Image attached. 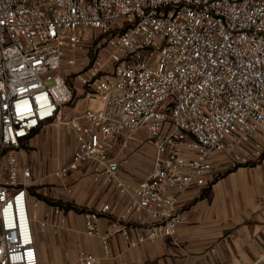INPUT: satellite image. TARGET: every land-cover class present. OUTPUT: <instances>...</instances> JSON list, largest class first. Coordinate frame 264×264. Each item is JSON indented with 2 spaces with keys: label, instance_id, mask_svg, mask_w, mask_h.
Returning <instances> with one entry per match:
<instances>
[{
  "label": "built area",
  "instance_id": "2783aa9c",
  "mask_svg": "<svg viewBox=\"0 0 264 264\" xmlns=\"http://www.w3.org/2000/svg\"><path fill=\"white\" fill-rule=\"evenodd\" d=\"M72 77L95 105L67 119ZM50 124L76 141L50 176L87 164L90 180L122 199L119 211L82 213L104 257L115 235L129 248L175 241L190 188L263 154L264 0H0V264H39L33 224L55 235L64 224L57 206L42 219L31 212L37 181L18 158ZM139 136L151 167L127 183L121 166ZM75 261L97 264L85 252Z\"/></svg>",
  "mask_w": 264,
  "mask_h": 264
},
{
  "label": "crops",
  "instance_id": "0c3cea01",
  "mask_svg": "<svg viewBox=\"0 0 264 264\" xmlns=\"http://www.w3.org/2000/svg\"><path fill=\"white\" fill-rule=\"evenodd\" d=\"M77 94L75 96L79 95V99L73 113L67 107L65 118L86 106L95 105ZM52 126L43 127L18 152V158L28 165L37 181L35 192L86 211L96 210L106 203L119 211L121 197L109 188L94 184L89 178L87 164L80 165L77 171L63 179L50 176L56 167L49 172L32 168L28 154L34 151L26 153L24 149L35 144L38 135ZM114 154L117 157V152ZM152 155V147L143 143L140 136L136 137L128 149L127 162L121 166L124 180L136 183L144 178L150 170ZM63 160L61 165L69 161ZM179 208L183 212V223L175 241L156 240L129 248L115 235L109 241V257H104L98 239L84 234L82 214L64 211V224L57 235L48 228L41 233L44 235L41 244L34 231L39 264H77L75 260L79 252L94 255L97 264H264V158L254 166L218 169L213 183L207 188H190L181 199ZM30 210L42 219L50 207L41 201L34 207L30 201ZM143 220L148 222L145 216ZM100 228L102 232L109 231L111 222L101 219Z\"/></svg>",
  "mask_w": 264,
  "mask_h": 264
},
{
  "label": "rangeland",
  "instance_id": "374dc122",
  "mask_svg": "<svg viewBox=\"0 0 264 264\" xmlns=\"http://www.w3.org/2000/svg\"><path fill=\"white\" fill-rule=\"evenodd\" d=\"M68 70H72L75 74H77L80 71V67L78 66L73 69L70 67ZM68 83L72 85L73 89L76 88V93H81L80 88L77 83H75L73 77L68 79ZM76 93H74V95H76ZM78 96H74L71 104L68 106V110L72 111L75 108L79 99ZM74 115L75 113L66 118L68 119ZM31 145L32 146H28L29 148H25L24 151L26 153H28L29 150L34 151L32 154H28V161L32 165V168H34V170H38V168H40L42 171L49 172L52 168L59 167L61 165L62 158H64L63 161L71 158V155L76 148V141L73 136L66 133V129L63 125H54L40 133L36 139V143ZM41 170L39 171L40 173H42ZM30 194L32 196V200H34L33 192L31 191ZM33 230L36 232L37 241L42 244L44 242V235L39 232L37 223L33 224Z\"/></svg>",
  "mask_w": 264,
  "mask_h": 264
},
{
  "label": "trees",
  "instance_id": "16d2710c",
  "mask_svg": "<svg viewBox=\"0 0 264 264\" xmlns=\"http://www.w3.org/2000/svg\"><path fill=\"white\" fill-rule=\"evenodd\" d=\"M263 158H264V154H262V156L260 157V160ZM256 163L257 162H248V163H245L244 165H240V166H254ZM36 189H38V187H31L29 189V191L33 192L34 198H36V200L44 202L49 207L57 206V207L63 209L65 212L68 210H71V211H74L78 214H82L86 211L85 209L77 208V207L69 205V204H64L60 201H52V200L48 199L47 197H45L41 194L34 193L36 191Z\"/></svg>",
  "mask_w": 264,
  "mask_h": 264
}]
</instances>
